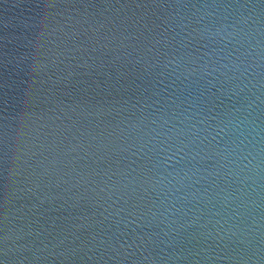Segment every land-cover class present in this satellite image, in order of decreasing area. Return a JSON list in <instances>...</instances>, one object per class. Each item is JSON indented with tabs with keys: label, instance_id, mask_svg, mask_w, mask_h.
<instances>
[{
	"label": "water",
	"instance_id": "obj_1",
	"mask_svg": "<svg viewBox=\"0 0 264 264\" xmlns=\"http://www.w3.org/2000/svg\"><path fill=\"white\" fill-rule=\"evenodd\" d=\"M0 264H264V40L69 167L0 229Z\"/></svg>",
	"mask_w": 264,
	"mask_h": 264
}]
</instances>
